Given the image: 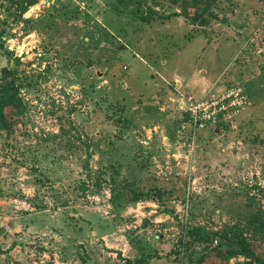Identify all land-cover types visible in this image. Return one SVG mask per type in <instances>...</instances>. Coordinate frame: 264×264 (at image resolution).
Listing matches in <instances>:
<instances>
[{
    "label": "rangeland",
    "instance_id": "rangeland-1",
    "mask_svg": "<svg viewBox=\"0 0 264 264\" xmlns=\"http://www.w3.org/2000/svg\"><path fill=\"white\" fill-rule=\"evenodd\" d=\"M175 9L0 0L17 103L13 132L0 124V264H255L226 254L238 231L264 260V0H221L205 53ZM196 68L251 105L193 140L172 100Z\"/></svg>",
    "mask_w": 264,
    "mask_h": 264
},
{
    "label": "built area",
    "instance_id": "built-area-1",
    "mask_svg": "<svg viewBox=\"0 0 264 264\" xmlns=\"http://www.w3.org/2000/svg\"><path fill=\"white\" fill-rule=\"evenodd\" d=\"M250 105L246 87L239 81L225 86L222 90H212L200 100L190 98L180 131L193 140L208 129L218 132Z\"/></svg>",
    "mask_w": 264,
    "mask_h": 264
},
{
    "label": "trees",
    "instance_id": "trees-1",
    "mask_svg": "<svg viewBox=\"0 0 264 264\" xmlns=\"http://www.w3.org/2000/svg\"><path fill=\"white\" fill-rule=\"evenodd\" d=\"M221 0H171L174 6L181 8V14L194 26L202 28L208 27L211 24L212 18L215 16L212 9ZM193 11V12H191ZM153 14H146V17H142L143 21L151 22L153 20ZM264 35V28H263ZM14 85H4L0 90V124L7 133H11L14 130L16 122L14 120L16 111V96ZM5 94L8 96L5 98ZM9 94V95H8ZM148 193H138L131 201L139 202L145 199ZM236 236L237 249L226 252V254H236L246 257L255 264H264V260L256 254L252 248L251 243L245 237L244 232H232ZM227 238V236H223ZM129 264H133L130 260Z\"/></svg>",
    "mask_w": 264,
    "mask_h": 264
},
{
    "label": "crops",
    "instance_id": "crops-1",
    "mask_svg": "<svg viewBox=\"0 0 264 264\" xmlns=\"http://www.w3.org/2000/svg\"><path fill=\"white\" fill-rule=\"evenodd\" d=\"M173 12L177 13V15H174V16H176L179 20L187 22L190 30L198 29V26H194L190 22H188L187 19L182 16V14L179 10L175 9ZM172 18L173 17H171L170 19H168L167 21H164V22H168ZM205 28L201 27L202 32H199V34H197V37H196V40H198L197 42L201 45V49H202V51H204V53H205L206 49L208 48L207 47L208 44L210 45L213 43V41L211 40V35L208 32H206ZM195 36H196V33H195ZM213 51H215L214 47H213ZM193 52H195V50ZM199 52H201V50ZM176 67H178L177 64L175 65V68ZM174 75L175 76H173V77H174V81L176 83L177 94H176V98L172 101L176 102V107L178 109H181L184 112V115H185V111L189 108V99L190 98H193L195 100H200V99L206 97L210 91L216 90V89L222 90L224 88V87L217 88V85L220 82L221 76H219L215 81H213L209 77L208 71H204L201 68L200 69L196 68V69L192 70L190 75H187L186 77H183V76L178 75V74H174ZM163 80H165V82H167V84H170L167 78L163 77ZM249 108H250V106L246 110L241 112L239 115H241L242 113L247 111Z\"/></svg>",
    "mask_w": 264,
    "mask_h": 264
}]
</instances>
